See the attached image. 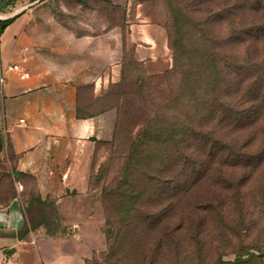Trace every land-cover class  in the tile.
Segmentation results:
<instances>
[{"label": "rangeland", "instance_id": "374dc122", "mask_svg": "<svg viewBox=\"0 0 264 264\" xmlns=\"http://www.w3.org/2000/svg\"><path fill=\"white\" fill-rule=\"evenodd\" d=\"M157 6L162 24L139 17L155 14ZM32 8L40 10L35 23L46 31L39 33L43 46L66 53L79 40L78 63L91 71L81 86L80 115L97 117L102 128L76 164L81 175L70 178L75 184L81 180L92 197L83 200L88 207L71 211L95 216L91 225L101 242L100 262L233 264L250 247L261 256L257 264H264V194L252 173L178 170L174 160L167 168L168 159L161 170L170 150L159 145L155 132L186 126L170 124L186 120L182 102L170 103L180 81L173 73L171 8L202 26L210 25L204 20L228 15L222 23L214 18L218 21L212 25L223 34L264 22V0H135L127 6L109 0H40ZM148 37L156 40L153 50L144 41ZM253 45L252 55L259 60L264 40ZM96 50L110 55V61L97 59ZM100 74L104 85L96 93L92 81ZM24 181L19 186L32 198V227L68 232L69 214L43 198L36 178ZM78 202L72 198L73 205Z\"/></svg>", "mask_w": 264, "mask_h": 264}, {"label": "crops", "instance_id": "0c3cea01", "mask_svg": "<svg viewBox=\"0 0 264 264\" xmlns=\"http://www.w3.org/2000/svg\"><path fill=\"white\" fill-rule=\"evenodd\" d=\"M37 1L0 0V24L12 19L0 35V72L6 71L7 78L0 96V253L15 249L11 256L4 254L11 264H103L101 242L91 225L95 216L71 211L85 209L83 200L92 197L81 180L75 184L70 178L81 175L76 164L102 128L97 117L80 115L81 86L88 83L91 71L78 63L79 40L66 53L51 44L43 46L39 33L46 31L35 23L40 10L32 8ZM109 1L127 6L135 0ZM156 9L139 17L160 25L163 12ZM144 41L147 48H156L154 37ZM95 55L110 61V55L99 50ZM15 64L30 77L22 79L18 72L6 70ZM92 82L99 92L104 75ZM28 177L36 178L43 198L53 199L62 215L69 214L68 232L32 227V198L19 186ZM72 198L80 202L73 205Z\"/></svg>", "mask_w": 264, "mask_h": 264}, {"label": "trees", "instance_id": "16d2710c", "mask_svg": "<svg viewBox=\"0 0 264 264\" xmlns=\"http://www.w3.org/2000/svg\"><path fill=\"white\" fill-rule=\"evenodd\" d=\"M227 17L214 18L222 23ZM214 18L203 21L211 26H202L193 16H180L171 8L173 73L180 81L170 103L182 102L186 120L170 124L186 126L155 131L159 145L170 150L160 169H165V159L167 168L174 160L178 170L244 169L264 194V56L256 60L251 51L264 40V22L222 34L212 28L218 21ZM11 21L0 24V35ZM260 258L249 247L233 264H257Z\"/></svg>", "mask_w": 264, "mask_h": 264}, {"label": "built area", "instance_id": "2783aa9c", "mask_svg": "<svg viewBox=\"0 0 264 264\" xmlns=\"http://www.w3.org/2000/svg\"><path fill=\"white\" fill-rule=\"evenodd\" d=\"M6 70L18 72L22 79H27L30 77V73L27 72L23 66L18 65V64L11 65ZM5 73H6V71L0 72V96L3 94L5 85L7 83V78H6ZM0 264H11L7 260L6 256L2 253H0Z\"/></svg>", "mask_w": 264, "mask_h": 264}, {"label": "water", "instance_id": "95a60500", "mask_svg": "<svg viewBox=\"0 0 264 264\" xmlns=\"http://www.w3.org/2000/svg\"><path fill=\"white\" fill-rule=\"evenodd\" d=\"M39 1H40V0H38L37 2H39ZM37 2H36V3H37ZM36 3H35V4H36ZM35 4H34V5H35ZM15 251H16L15 249L5 250V251H4V254H6V255H8V256H11Z\"/></svg>", "mask_w": 264, "mask_h": 264}]
</instances>
